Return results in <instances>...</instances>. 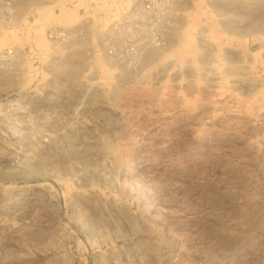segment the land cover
Masks as SVG:
<instances>
[{"label":"rangeland","instance_id":"rangeland-1","mask_svg":"<svg viewBox=\"0 0 264 264\" xmlns=\"http://www.w3.org/2000/svg\"><path fill=\"white\" fill-rule=\"evenodd\" d=\"M174 1L128 69L100 35L132 0H0V53L36 54L0 69V264H264V0ZM80 26L55 71L75 135L8 130L5 97L54 73L47 31Z\"/></svg>","mask_w":264,"mask_h":264},{"label":"built area","instance_id":"built-area-1","mask_svg":"<svg viewBox=\"0 0 264 264\" xmlns=\"http://www.w3.org/2000/svg\"><path fill=\"white\" fill-rule=\"evenodd\" d=\"M174 0H132L120 18L101 33V46L106 57L124 68L134 69L152 46L163 47L174 28ZM79 29L50 28L48 41L54 45L49 56L53 75L25 91H14L5 97L6 127L24 135H75V107L62 108L61 103L75 101L72 90L64 89L67 80L57 77L59 65L69 61L71 51L62 46L75 40ZM32 50L10 48L0 53V69L6 70L13 83L27 72L25 64L34 61ZM64 81V82H63ZM2 113H0L1 115Z\"/></svg>","mask_w":264,"mask_h":264},{"label":"bare ground","instance_id":"bare-ground-1","mask_svg":"<svg viewBox=\"0 0 264 264\" xmlns=\"http://www.w3.org/2000/svg\"><path fill=\"white\" fill-rule=\"evenodd\" d=\"M87 8V7H86ZM102 39V38H101ZM166 39H167V37H166ZM166 44V43H165ZM161 47H156V46H152L151 48H149L148 49V51H146L144 54H143V56L141 57V60H142V58L144 57V55H146V53H148V52H150V51H153V50H157V49H160ZM53 51V50H52ZM51 51V52H52ZM160 51V50H159ZM153 53H154V51H153ZM51 54V53H50ZM105 54V56H107L106 55V53H104ZM147 55H149V53L147 54ZM107 58V57H106ZM108 59V58H107ZM141 60L139 61V63H138V66L140 65V63H141ZM108 61H110L109 59H108ZM112 62V61H111ZM115 63V62H114ZM117 64V63H116ZM50 65H51V62H50V60H48L47 61V63H46V65H45V67H47V69L48 70H50L51 68H50ZM118 65V64H117ZM120 66V65H119ZM176 66H179V65H176ZM128 69H130V68H128ZM203 69H204V67H203ZM206 71H208V69H205ZM131 165V164H130Z\"/></svg>","mask_w":264,"mask_h":264}]
</instances>
